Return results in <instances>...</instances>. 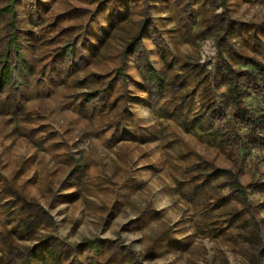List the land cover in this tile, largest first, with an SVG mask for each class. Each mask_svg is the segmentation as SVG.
<instances>
[{
  "label": "rangeland",
  "instance_id": "374dc122",
  "mask_svg": "<svg viewBox=\"0 0 264 264\" xmlns=\"http://www.w3.org/2000/svg\"><path fill=\"white\" fill-rule=\"evenodd\" d=\"M14 9L0 60L14 64L15 33L25 62L0 88V264H264V0Z\"/></svg>",
  "mask_w": 264,
  "mask_h": 264
},
{
  "label": "trees",
  "instance_id": "16d2710c",
  "mask_svg": "<svg viewBox=\"0 0 264 264\" xmlns=\"http://www.w3.org/2000/svg\"><path fill=\"white\" fill-rule=\"evenodd\" d=\"M14 3L15 0H8V3L5 6L0 7V14H7L10 17L11 26L13 30L16 29V12L14 9ZM138 43V38L134 37L132 41L128 43L127 50H134L140 48ZM7 48L9 51L14 53V64H12L8 55H4L3 59L0 60V88L6 84H10L16 79L17 74L23 71V66L25 62L21 47L18 43L17 36L15 33H12L10 39L8 40ZM139 66L140 68H143L141 72L146 79H148L150 82H153L158 89L163 88V84L158 72L147 58H144L142 65ZM257 67L261 73H264V67L260 65H258ZM228 91L234 104L238 105V94L235 85L232 84L228 86ZM233 186L238 194L245 193L243 185L237 178L234 179ZM84 244L95 246V241L91 239H86L84 241Z\"/></svg>",
  "mask_w": 264,
  "mask_h": 264
}]
</instances>
